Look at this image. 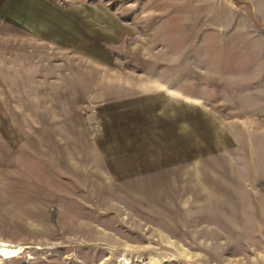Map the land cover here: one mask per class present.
Instances as JSON below:
<instances>
[{"label": "rangeland", "instance_id": "1", "mask_svg": "<svg viewBox=\"0 0 264 264\" xmlns=\"http://www.w3.org/2000/svg\"><path fill=\"white\" fill-rule=\"evenodd\" d=\"M0 264H264V0H0Z\"/></svg>", "mask_w": 264, "mask_h": 264}, {"label": "bare ground", "instance_id": "2", "mask_svg": "<svg viewBox=\"0 0 264 264\" xmlns=\"http://www.w3.org/2000/svg\"><path fill=\"white\" fill-rule=\"evenodd\" d=\"M17 250L18 248L15 246L0 244V251L6 255H9V257H12L17 252Z\"/></svg>", "mask_w": 264, "mask_h": 264}]
</instances>
